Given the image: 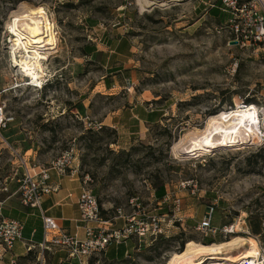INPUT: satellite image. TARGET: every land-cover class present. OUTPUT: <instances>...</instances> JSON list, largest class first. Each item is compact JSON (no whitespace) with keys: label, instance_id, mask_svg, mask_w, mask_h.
<instances>
[{"label":"rangeland","instance_id":"rangeland-1","mask_svg":"<svg viewBox=\"0 0 264 264\" xmlns=\"http://www.w3.org/2000/svg\"><path fill=\"white\" fill-rule=\"evenodd\" d=\"M22 5H41L54 25L56 47L43 61L42 88L28 84L10 55L14 37L6 23ZM226 20L218 0H160L144 9L136 0H0V103L8 120L0 128V194L6 187L19 197L23 172L48 166L76 139V177L81 185L83 176L90 178L108 228L139 219L130 204L136 195L146 215L164 216V233L132 237L126 257L107 260L111 244L83 264H166L181 243L201 242L195 226L213 201L215 225L259 218L264 137L207 150L172 149L220 111L233 117L236 109L254 106L264 131V45L240 46ZM150 110L156 115L146 122L142 114ZM162 183L159 199L154 191ZM242 252L201 264H229V253L238 258Z\"/></svg>","mask_w":264,"mask_h":264},{"label":"built area","instance_id":"built-area-1","mask_svg":"<svg viewBox=\"0 0 264 264\" xmlns=\"http://www.w3.org/2000/svg\"><path fill=\"white\" fill-rule=\"evenodd\" d=\"M219 9L227 15L226 24L232 36V40L240 46L259 47L264 45V0H218ZM44 79V78H43ZM45 81V80H44ZM44 81L37 88H42ZM28 84L35 86L28 80ZM0 103V128L5 127L8 120L5 118L3 108ZM264 131H261V139ZM78 157L76 139H72L70 144L59 152L51 163L46 167H41L38 172L31 173L29 170L23 172L19 179V203L22 206L40 208L41 198L50 191L48 181L50 171H54L60 176L76 177L79 175L78 165L75 160ZM88 175L81 179V191L77 200L78 221L84 229L83 238H78L64 230L57 220L42 213L43 241L40 248L50 249L58 247L64 249L67 254L84 263V257L101 252L108 245L122 244L135 237L139 241L147 236H158L164 233L162 222L164 216L146 215L141 207V201L136 195L130 199V204L137 210L135 216L126 218L125 223L120 228H108L109 220L102 217L99 202L96 195L89 186ZM175 210H179L180 200H173ZM217 201L210 202L206 211L197 222L195 229L202 238H231V236L246 233L251 235L249 227L246 225L247 216L236 218L231 222L215 225L213 224ZM121 214L120 210L117 212ZM144 217H143V216ZM260 232L253 235L259 252L258 255L245 257L237 256L236 262L229 264H264V213L259 217ZM23 223L12 217H0V247L6 252L13 248L14 243L22 237ZM11 264H15V258L11 257Z\"/></svg>","mask_w":264,"mask_h":264},{"label":"bare ground","instance_id":"bare-ground-1","mask_svg":"<svg viewBox=\"0 0 264 264\" xmlns=\"http://www.w3.org/2000/svg\"><path fill=\"white\" fill-rule=\"evenodd\" d=\"M136 1L144 9L160 0ZM163 4L165 3L162 2L161 5ZM6 26L14 37V42L9 48L14 66L35 86L40 85L45 77L43 61L48 60V55L52 53L50 50L56 47L54 25L48 20L45 9L41 5H22L11 13ZM258 119L262 124L260 114L258 110L256 113L254 106L242 110L236 109L233 117H227L225 112L220 111L209 115L202 128L188 130L189 133L187 132L185 137L174 143L172 149L179 150L180 145L187 144V149L207 150L211 146H232L239 140L241 143L250 140L254 142L255 139L258 140L261 137ZM229 251H243L242 256L249 257L258 255L259 249L253 238L242 235L232 236L229 240L211 244H203L190 239L185 242L183 249L171 254L166 264H201L213 255ZM231 254L229 253L224 260L236 262L237 258Z\"/></svg>","mask_w":264,"mask_h":264},{"label":"crops","instance_id":"crops-1","mask_svg":"<svg viewBox=\"0 0 264 264\" xmlns=\"http://www.w3.org/2000/svg\"><path fill=\"white\" fill-rule=\"evenodd\" d=\"M144 109L146 110V108ZM48 185L50 191L42 196L40 208L22 206L15 192L8 191L6 187L1 190L0 215L20 220L23 223V230L21 239L14 243L10 251L5 252L0 247V264H11V257L15 258V264H26V262L30 264H80L77 259L70 257L62 248L51 247L48 250L39 247L43 241L40 209L44 215L55 218L67 232L75 234L78 238H83L84 235L82 224L78 221L77 200L81 190L79 178L62 177L50 171ZM116 221L114 226H120ZM35 230L37 231L35 232ZM133 244L134 241L131 238L125 245L109 246L104 257L110 261L124 258L133 250Z\"/></svg>","mask_w":264,"mask_h":264},{"label":"trees","instance_id":"trees-1","mask_svg":"<svg viewBox=\"0 0 264 264\" xmlns=\"http://www.w3.org/2000/svg\"><path fill=\"white\" fill-rule=\"evenodd\" d=\"M210 11H211V13L213 14L214 17L216 16L219 20L222 19L221 18V14L219 13V11L216 8H211ZM150 111L151 112L147 111L146 114H142V118L146 122L153 120V115H156V113H154L155 112L154 110L153 111L150 110ZM108 130L111 131L112 133H115V131L113 129H111V128H109ZM88 131L92 132V130H88ZM155 195L159 199L163 198V196L165 195V187H164L163 183L155 189ZM248 225H249V228H250L252 234H258L260 232L259 218H256L255 220H253V219H251L248 216ZM36 231L37 230H35V232ZM201 242L203 244H211V243H214V242H222V239L220 237H217V238H203L201 240ZM182 245H183V243H181L180 250L183 248Z\"/></svg>","mask_w":264,"mask_h":264},{"label":"water","instance_id":"water-1","mask_svg":"<svg viewBox=\"0 0 264 264\" xmlns=\"http://www.w3.org/2000/svg\"><path fill=\"white\" fill-rule=\"evenodd\" d=\"M233 43H235V42H233Z\"/></svg>","mask_w":264,"mask_h":264}]
</instances>
